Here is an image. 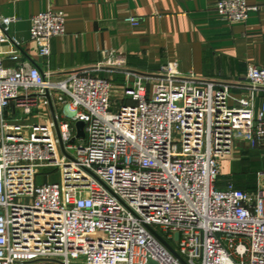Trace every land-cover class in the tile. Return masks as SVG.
Here are the masks:
<instances>
[{
	"label": "built area",
	"instance_id": "1",
	"mask_svg": "<svg viewBox=\"0 0 264 264\" xmlns=\"http://www.w3.org/2000/svg\"><path fill=\"white\" fill-rule=\"evenodd\" d=\"M257 9L216 4L231 22ZM2 21L0 44H19L8 36L16 18ZM66 32L61 10L31 18L41 56ZM7 54L18 51L0 50V264H184L150 227L186 264H264V185L223 182L220 164L238 138L264 148V104L256 109L264 68L250 65L248 95L230 105L231 83L199 80L174 62L123 69L110 52L112 68L54 80L28 62L7 67ZM118 73L129 102L114 107Z\"/></svg>",
	"mask_w": 264,
	"mask_h": 264
},
{
	"label": "crops",
	"instance_id": "2",
	"mask_svg": "<svg viewBox=\"0 0 264 264\" xmlns=\"http://www.w3.org/2000/svg\"><path fill=\"white\" fill-rule=\"evenodd\" d=\"M247 1L259 9L245 21L231 22L216 11L218 0H0V29L4 18H16L8 35L19 40L17 45L0 44V50L18 51L17 59L4 57L7 67L28 62L54 80L75 70L112 68L110 52L123 69L157 70L174 62L182 73H193L199 80L231 83L229 104L234 105L235 98L248 95L250 65L264 68V0ZM47 10L64 12L67 32L52 39L51 54L45 57L30 29L32 16ZM131 16L143 20L136 25L127 20ZM113 82V106L129 102L123 74H115ZM263 104L261 91L256 109ZM43 120L38 114L33 119ZM220 164L223 178L247 186L253 179L249 190L259 182L264 185V176H259L264 171V148H252L238 138L231 158Z\"/></svg>",
	"mask_w": 264,
	"mask_h": 264
},
{
	"label": "water",
	"instance_id": "3",
	"mask_svg": "<svg viewBox=\"0 0 264 264\" xmlns=\"http://www.w3.org/2000/svg\"><path fill=\"white\" fill-rule=\"evenodd\" d=\"M10 37V35H8ZM2 44H9V41L4 42ZM47 97L50 99L49 94H47ZM50 108L52 111V115L54 120L56 121V114H55V109L54 106L52 104V102L50 101ZM63 112L64 114L69 117L72 118L75 115V112H72L69 110L68 105H65L63 108ZM76 129H77V135L79 138H85V123L83 121H77L76 122ZM151 231L156 235V237L162 241L184 264H186V262L183 260V258L165 241V239L152 227H150ZM179 235L176 234L175 238L178 239ZM149 264H156L153 260H149Z\"/></svg>",
	"mask_w": 264,
	"mask_h": 264
},
{
	"label": "trees",
	"instance_id": "4",
	"mask_svg": "<svg viewBox=\"0 0 264 264\" xmlns=\"http://www.w3.org/2000/svg\"><path fill=\"white\" fill-rule=\"evenodd\" d=\"M247 170V167H243V169H242V171H246ZM222 179V181L224 182V179H226V178H221ZM234 181H235V179L234 178H232ZM240 179V178H239ZM221 181V184L223 183ZM235 183H236V181H235ZM236 185L239 187V188H242V189H247V190H249L250 188H252V187H250V186H254V180L253 179H249V181H248V186L247 185H238L237 183H236Z\"/></svg>",
	"mask_w": 264,
	"mask_h": 264
},
{
	"label": "rangeland",
	"instance_id": "5",
	"mask_svg": "<svg viewBox=\"0 0 264 264\" xmlns=\"http://www.w3.org/2000/svg\"><path fill=\"white\" fill-rule=\"evenodd\" d=\"M120 88V87H119ZM118 87H117V89L118 90H121V89H119ZM118 95H120L119 93H117ZM60 111H61V109H60ZM229 158H231V157H229ZM229 158H227V159H229ZM58 179H59V177H58V174H56L55 176H54V180H57L58 181ZM39 181H41V179L39 180Z\"/></svg>",
	"mask_w": 264,
	"mask_h": 264
}]
</instances>
